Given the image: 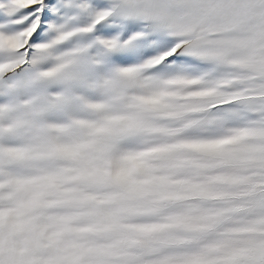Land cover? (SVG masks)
<instances>
[{
	"label": "snow or ice",
	"instance_id": "6c2138e0",
	"mask_svg": "<svg viewBox=\"0 0 264 264\" xmlns=\"http://www.w3.org/2000/svg\"><path fill=\"white\" fill-rule=\"evenodd\" d=\"M0 264H264V0H0Z\"/></svg>",
	"mask_w": 264,
	"mask_h": 264
}]
</instances>
